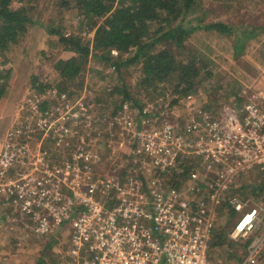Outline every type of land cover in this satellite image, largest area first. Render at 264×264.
Returning <instances> with one entry per match:
<instances>
[{"label": "rangeland", "instance_id": "1", "mask_svg": "<svg viewBox=\"0 0 264 264\" xmlns=\"http://www.w3.org/2000/svg\"><path fill=\"white\" fill-rule=\"evenodd\" d=\"M199 1L201 6L198 12L188 17V22L191 21L189 25L227 24L225 20L232 19L233 22L230 21L227 25L235 26L241 23L240 18H243L246 10L258 12L264 5V0ZM29 4H35L33 19L36 22L30 25L26 38L19 45L14 46L6 56H0V71L12 70L7 93L0 99V152L8 134L29 126L25 131L27 135L17 137L14 143L18 146H26L28 149L27 167L22 173V178L25 184L24 192L30 195L28 199L32 200L31 212L24 210L23 201L18 203L12 199L7 201L6 195L0 194V216L6 219L1 229H11L10 236L13 239L11 241L15 240L12 246L5 250H24L21 256L18 255L20 252L11 253V264H37L40 258V260L44 258L50 264L70 263L67 250H72V221L75 215L69 221H64L58 226L54 225L49 211L51 207L48 205L54 202L56 197L65 200L73 196L71 190L67 188L70 182L79 184L78 191L80 189L84 191L85 183H96L105 178L115 177H119L122 181L131 176L140 178L144 182L152 178L168 184L179 182L182 184L180 189L186 196L196 200H207L208 216L214 219L213 234H225L234 242L233 244L238 245L251 239L253 241L262 233L263 226L261 227L260 224L256 231L245 237H234V231L243 214H233V208L228 204V200L237 197L241 201H248L249 207L246 211L264 205V194L252 193L253 187L261 188L264 185V171L238 176L233 189L221 193V204L216 206L209 200L208 194H213L212 185L215 188L219 187L225 176L212 171L213 166L208 169L201 159L188 158L185 162H180L177 168L178 175L183 174L187 168L191 171L186 178L177 175L172 180L171 175L141 174L139 165L133 163L135 157L133 147L128 143L122 122L117 119L124 103L116 89L126 85L134 99H141L144 104L155 105L164 116L162 119L173 125L177 122H186L191 109L208 113L214 119H224L229 113L238 114L249 102L258 104L264 109V40L261 37L258 42L256 41L260 32L246 29L245 36L244 31L239 33L240 37L243 35V39H248L250 46L247 57L241 60V68L238 67L233 71L236 76L226 78L214 73V77L204 80L196 87L197 91L192 94L190 105L179 100L178 103L175 102L172 92L177 82L176 77L169 79L154 92L145 91L139 87L142 78L139 65L117 72L112 66L91 57L80 78L70 90L62 93L67 95V101L71 104L82 102L85 105V115L82 118L71 115L64 118L59 116L61 122L53 125L49 131H45L39 126L41 118L36 112L37 106L42 110L43 103L48 101L50 104L47 108L52 109L62 105L64 100L58 89H48L44 94H39L32 84V78L37 76L45 85H55L58 82L55 64L73 56V53L64 49L58 36L48 33L47 27L89 39L94 37V33L85 31L75 10L61 9L60 0H36ZM21 6L18 1L13 5L15 9ZM252 18L254 17L248 20L252 22ZM155 29L156 26H153L152 33ZM192 42L195 43V40ZM118 55L117 52L115 56ZM129 55H124L123 58ZM176 55L180 56L181 60L188 58L185 53L182 55L181 51H177ZM205 77L204 75L203 78ZM161 100L168 104L166 109H160L158 106ZM87 151L96 153L100 160L96 161L92 158L89 162H85L79 159V155ZM67 165L71 166L69 172L66 171ZM19 169L21 167L16 166L9 170L7 179L18 180L20 176L16 171ZM38 183L41 185L35 189ZM194 186L200 188L203 186V189L199 193H194L192 191ZM33 191L41 195L31 194ZM79 208V204L74 205L75 210ZM39 216L50 220L51 229L44 235L37 230L39 220L35 217ZM229 252L246 256L248 250L245 251L240 246L233 249L224 245L210 250L208 259L216 264H222L228 259L230 264H237L230 257ZM257 262L264 264V250L260 252Z\"/></svg>", "mask_w": 264, "mask_h": 264}, {"label": "built area", "instance_id": "2", "mask_svg": "<svg viewBox=\"0 0 264 264\" xmlns=\"http://www.w3.org/2000/svg\"><path fill=\"white\" fill-rule=\"evenodd\" d=\"M117 55L116 51L112 52ZM64 103L52 109L36 112L41 120L39 126L49 131L60 117L82 118L85 105L71 104L62 94ZM193 96L179 101L191 104ZM161 108L166 109L161 100ZM153 104L142 109L126 102L118 113L128 143L133 147L135 165L141 174L163 175L177 170L180 162L188 158L201 159L202 163L217 174L225 176L219 187H211L208 194L212 204H221V193L234 185L238 176L254 171H264V109L255 103H246L238 114L229 113L224 119H214L201 110H192L186 122L171 124ZM29 126L8 134L0 152V194L18 203L24 202V210L31 212L32 200L24 192L22 173L26 170L28 149L14 143L17 137L27 135ZM100 160L93 152L79 155L89 162ZM20 178L7 179L12 168ZM71 166L67 165V170ZM88 169V168H87ZM22 178V179H21ZM152 180V181H151ZM142 181L128 177L105 178L96 183L79 184L70 182L67 188L71 195L65 200L56 197L49 203L51 221L60 225L72 221V264H216L209 260V243L214 229V219L208 216L207 200L188 197L168 183L152 178ZM41 183L35 186V189ZM194 193L201 192L200 186L192 187ZM43 192V190H42ZM30 193V192H29ZM33 195H41L37 191ZM103 196V198H102ZM230 205L243 217L238 222L234 237H245L256 231L261 224L262 233L248 249L242 264H259L257 258L264 247V205L246 211L248 201L237 197L229 200ZM80 208L75 210L74 205ZM40 206V204H37ZM75 211H74V210ZM38 232H49L50 220L39 216Z\"/></svg>", "mask_w": 264, "mask_h": 264}, {"label": "trees", "instance_id": "3", "mask_svg": "<svg viewBox=\"0 0 264 264\" xmlns=\"http://www.w3.org/2000/svg\"><path fill=\"white\" fill-rule=\"evenodd\" d=\"M16 1L22 4L17 9L13 7ZM31 2L36 0H0V56H6L14 46L19 45L26 38L30 25L36 22L33 19L36 7L35 4L30 5ZM59 5L63 10H75L85 31L93 32L94 37L89 39L47 27L48 33L58 36L64 49L73 53V56L55 64L58 72V82L55 85H45L37 76L32 78V84L39 94H44L48 89H58L59 94L66 93L83 74L90 58L95 57L100 62L112 66L117 72L139 65L142 74L139 87L145 91L154 92L169 79L176 77L177 82L172 94L176 99L175 102L178 103L179 99L196 93V87L204 80L214 77V72L208 63L184 45L186 39L199 29L215 30L222 34L233 32V29L225 23L189 25L191 21L188 22V17L197 13L201 6L199 0H60ZM201 20L204 21L202 18ZM153 26H156V29L152 33ZM242 44L238 42L236 45L238 54L244 50ZM113 51L118 52L119 55L114 56ZM177 51H181L182 55L185 53L188 58L179 59L181 54L177 57ZM127 54L130 55L123 58ZM11 71V69L0 71V99L7 93L12 77ZM116 89L123 98L122 103L131 102L139 109L148 104H144L141 99H134L126 85ZM49 104L45 101L42 111H45ZM190 172L187 168L183 174L178 175L177 170H174L163 176L171 175L174 180L177 175L186 178ZM169 185L177 189L182 186L179 182ZM233 187L234 185L231 188ZM252 189L254 194H264V185ZM228 204L230 205L229 200ZM232 212L237 213L234 209ZM213 233L214 229L211 232L209 256L210 250L224 245L233 249L240 246L246 251L252 242L251 239L236 245L225 234ZM229 253L237 264H242L248 256V252L246 256ZM68 258L69 264H72V258L70 256ZM40 259L37 264H50L44 258ZM58 260L61 261V258L58 257ZM222 264H230L229 259Z\"/></svg>", "mask_w": 264, "mask_h": 264}, {"label": "crops", "instance_id": "4", "mask_svg": "<svg viewBox=\"0 0 264 264\" xmlns=\"http://www.w3.org/2000/svg\"><path fill=\"white\" fill-rule=\"evenodd\" d=\"M263 7H260L258 12L254 10H246L247 12L243 14V18H240L241 23L236 24L235 26L229 25L230 28L233 29L231 34H222L215 30L199 29L186 39L184 45H186L190 51H193L196 55L206 61L212 68L213 72L218 76L223 75L226 78H234L236 75H234L233 71L235 69L237 70L238 67L241 68V60L242 58L247 57L250 46L248 39H243V35L240 37L239 33H243L244 31L243 34L245 36L246 29H248V31L255 30L261 34L260 35L258 33L256 41L258 42L261 37L264 40ZM250 17H254L252 18V22L248 20ZM230 21L227 19L225 20L227 24H229L228 22H233L232 19ZM192 40H195V43H193ZM238 42H242V45L244 46V50L239 54L236 50V45ZM5 220L6 219L3 216H0V264L3 262H5V264H11V253L13 251L20 252L18 255L21 256V252L23 253L24 250H5L8 247H11V244L15 242V240L11 241L13 240L10 236V233L12 232L11 229H1V226L4 224ZM18 235L21 238L20 234Z\"/></svg>", "mask_w": 264, "mask_h": 264}]
</instances>
